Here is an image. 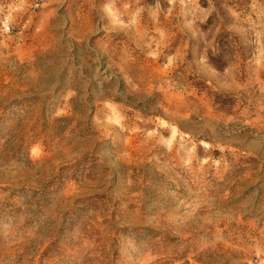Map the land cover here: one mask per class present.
Returning a JSON list of instances; mask_svg holds the SVG:
<instances>
[{
  "label": "rangeland",
  "instance_id": "1",
  "mask_svg": "<svg viewBox=\"0 0 264 264\" xmlns=\"http://www.w3.org/2000/svg\"><path fill=\"white\" fill-rule=\"evenodd\" d=\"M0 264H264V0H0Z\"/></svg>",
  "mask_w": 264,
  "mask_h": 264
}]
</instances>
